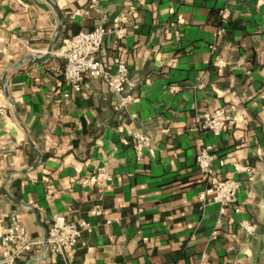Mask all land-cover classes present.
Instances as JSON below:
<instances>
[{"label": "crops", "instance_id": "obj_1", "mask_svg": "<svg viewBox=\"0 0 264 264\" xmlns=\"http://www.w3.org/2000/svg\"><path fill=\"white\" fill-rule=\"evenodd\" d=\"M48 1L63 17L52 50L123 17L126 35H106L97 58L124 61L136 88L125 111L100 79L70 91L63 60L27 59L53 40L50 5L0 0V217L41 242L17 264H64L44 243L55 216L91 226L75 264H264V0ZM220 109L223 132L203 131L201 115ZM135 131L152 156L136 154ZM205 147L211 175L240 185L229 207L199 200ZM99 168L106 189L79 184Z\"/></svg>", "mask_w": 264, "mask_h": 264}, {"label": "built area", "instance_id": "obj_2", "mask_svg": "<svg viewBox=\"0 0 264 264\" xmlns=\"http://www.w3.org/2000/svg\"><path fill=\"white\" fill-rule=\"evenodd\" d=\"M74 15H78V12ZM124 22L123 17H118L113 20L115 24L113 29L108 30L99 26L91 31H81L64 38L50 53L52 57L64 62L61 77L66 88L77 93L86 79H100L118 96L116 108L120 111H125L127 106L134 102L131 93L135 90L136 84L129 79L124 61L114 58L112 70L103 66L97 54L106 35L112 34L117 40L126 35ZM63 96L67 97L68 94L65 93ZM4 109L5 106L0 104V112ZM231 119L229 113L220 109L213 113H203L199 123L203 131L219 135ZM131 137V146L137 155L143 151L150 156L153 155L151 141L147 136L135 131ZM213 159L210 147H205L196 157V167L203 181L207 183L205 191L199 195V200L206 205L219 204L222 208L229 207L235 203L240 185L231 179L213 177L210 168ZM246 174L247 179L251 181V171L246 170ZM110 183L111 177L104 168H99L93 174L79 180L81 186L99 190L106 189ZM243 229L248 234L253 232V227L248 225H243ZM90 232L91 226L85 221L71 222L61 216H55L47 229L46 246L52 253L58 255L64 264H75L74 249L80 242L82 234ZM40 243L39 240L32 239L26 228L20 224L14 223L11 227H4L0 217V264H17L21 256L30 253L33 247Z\"/></svg>", "mask_w": 264, "mask_h": 264}, {"label": "water", "instance_id": "obj_3", "mask_svg": "<svg viewBox=\"0 0 264 264\" xmlns=\"http://www.w3.org/2000/svg\"><path fill=\"white\" fill-rule=\"evenodd\" d=\"M46 2L50 5V7L53 9V11L56 13V15L58 17V27L55 31V34H54V37H53L51 44L49 45L48 49L45 52L44 57L41 59H38V58L33 57V56H30L27 58L29 61H32L34 63H41V62L45 61L50 56V53L52 52V46H53L54 42L56 41L57 37L59 36V34L62 30V26H63V17H62L61 12L50 1L46 0ZM46 239H47V233L44 236V243H46Z\"/></svg>", "mask_w": 264, "mask_h": 264}]
</instances>
